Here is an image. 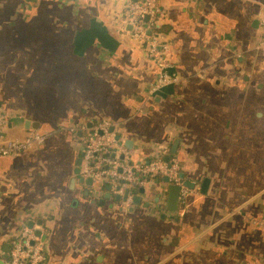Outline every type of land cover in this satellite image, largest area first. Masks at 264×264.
<instances>
[{"label": "crops", "instance_id": "obj_1", "mask_svg": "<svg viewBox=\"0 0 264 264\" xmlns=\"http://www.w3.org/2000/svg\"><path fill=\"white\" fill-rule=\"evenodd\" d=\"M126 1L0 0L4 135H46L0 156V264L25 226L45 264H264V0H158L176 80L152 95L157 66L116 30ZM99 120L131 161H178L176 212L164 178L117 194L82 176L70 128Z\"/></svg>", "mask_w": 264, "mask_h": 264}, {"label": "built area", "instance_id": "obj_2", "mask_svg": "<svg viewBox=\"0 0 264 264\" xmlns=\"http://www.w3.org/2000/svg\"><path fill=\"white\" fill-rule=\"evenodd\" d=\"M162 16L158 0H127L115 18L116 30L128 34L137 44L144 46L147 56L158 68V77L149 89V95L162 85L176 80L165 73L169 65L166 57L168 43L162 39L159 30ZM261 26L259 46L264 48V18L261 19ZM7 124V114L0 109V156L22 154L42 145L45 140L46 135L37 130H30L23 138H7L4 135ZM70 129L80 132L82 176L109 183L117 194H122L130 187L159 186L166 178V184L180 186V200L187 194L189 189L183 185L180 166L175 158L164 160L156 153L149 160L131 161L110 121L99 120L89 126L78 125ZM45 262L44 243L32 227L25 226L9 243V251L2 264Z\"/></svg>", "mask_w": 264, "mask_h": 264}, {"label": "water", "instance_id": "obj_3", "mask_svg": "<svg viewBox=\"0 0 264 264\" xmlns=\"http://www.w3.org/2000/svg\"><path fill=\"white\" fill-rule=\"evenodd\" d=\"M180 177L182 178L183 175L180 173ZM166 181V178H164ZM89 182L92 180L89 178ZM206 182V180H205ZM183 185L186 187H191V184L187 181L183 182ZM142 191L143 189L140 188ZM179 194H180V186L176 184H168L167 190H166V208L169 212H176L179 205ZM135 201H138V199H135Z\"/></svg>", "mask_w": 264, "mask_h": 264}]
</instances>
